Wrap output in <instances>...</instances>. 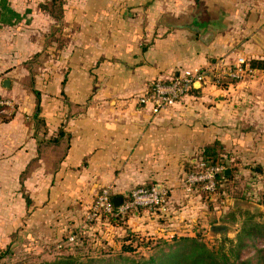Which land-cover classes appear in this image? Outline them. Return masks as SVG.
<instances>
[{
    "label": "crops",
    "instance_id": "crops-1",
    "mask_svg": "<svg viewBox=\"0 0 264 264\" xmlns=\"http://www.w3.org/2000/svg\"><path fill=\"white\" fill-rule=\"evenodd\" d=\"M220 1L0 0V97L13 102L0 113V182L34 185L33 206L20 211L27 230L55 235L71 218L82 226L101 189L124 199L155 184L170 194L167 213L130 220L176 233L175 221L211 214L184 179L205 146L218 142L231 161L241 152L258 160L264 70L226 86L212 72L264 57V45L252 21L234 24L237 1ZM184 69L211 74L158 113L138 104L152 81Z\"/></svg>",
    "mask_w": 264,
    "mask_h": 264
},
{
    "label": "rangeland",
    "instance_id": "rangeland-1",
    "mask_svg": "<svg viewBox=\"0 0 264 264\" xmlns=\"http://www.w3.org/2000/svg\"><path fill=\"white\" fill-rule=\"evenodd\" d=\"M233 1H237L235 11L237 18H234L237 22L234 24L239 26L240 23L247 24L252 21V27H254L252 29L257 32L255 40L260 43L263 42L264 45V35L262 33L264 31V0H221L220 2L235 5ZM220 9L227 14L231 10L227 8ZM259 54L260 56L263 55L264 51ZM212 75V77L220 79H229L225 76H218L215 72H212ZM262 148L261 154L257 157L261 162L258 160L253 162L250 156L248 154L245 155L244 152L238 155L237 163H240L237 166L232 165L234 179L223 182L222 187L219 189V194L216 195L218 198L217 202L211 200L210 193L198 187L200 203L203 205L202 210L204 209L203 212L205 211L206 214H211L208 217L200 216V218L204 219L203 223H198V221L189 223V217H185L183 220L181 218V221L178 222L175 221L177 227L174 229L178 230H175L176 234H171L169 238L173 235L190 234L191 229L186 224H197L195 233L200 234L201 238L209 246L218 247L224 237L236 238L242 226V221L249 213L257 221L264 222V147L262 146ZM225 152L227 151L225 150ZM224 165L229 166V163ZM188 174L190 172H187L184 177L186 178ZM31 186L34 185L0 182V252L7 251L5 257L1 258L0 264L13 262H16L15 264H39L45 261H52L67 254H75L86 259L88 257L109 259L118 256L122 252L123 245H132L134 247V252L123 254L133 255L136 259L142 258V256L149 257L156 250L152 248V242L149 244V241L152 237L158 236V234H152L149 230H142L141 227L143 226L136 225L135 222L130 220L131 216L115 220L114 222L111 219H107L104 222H96V219H100V213L89 217V219L87 216L91 213V208L82 217V226H76L78 221L71 218L61 232L59 231L55 235L50 234L51 236L44 234L41 237H37L35 231L27 230L24 227L25 219L20 214L23 205L24 207L25 204L28 205L26 203V197L28 196L26 192L28 193ZM29 194H31L30 191ZM32 206L33 203L29 205V207ZM189 210V208L188 210L186 208V215H188ZM212 212L214 213L213 215ZM233 212L235 214H232ZM129 215H134V213ZM156 216L158 217L157 214ZM51 220H48V222L50 223ZM164 220L167 219L160 218V222L163 224L165 223ZM100 223H103V225ZM217 225H225L229 229L224 233H217L213 229ZM169 230L172 229L169 228ZM65 237L68 242L75 245L70 246L71 248L68 246L66 248ZM228 245L229 243H227ZM257 246L262 247L263 243L258 242L256 246H250L243 251V256H254ZM254 260H256V257Z\"/></svg>",
    "mask_w": 264,
    "mask_h": 264
},
{
    "label": "trees",
    "instance_id": "trees-1",
    "mask_svg": "<svg viewBox=\"0 0 264 264\" xmlns=\"http://www.w3.org/2000/svg\"><path fill=\"white\" fill-rule=\"evenodd\" d=\"M250 65L253 69L264 70V57L262 58H253L250 59ZM186 70V69H184ZM184 70H179L174 72L172 75L181 73ZM229 78V76H227ZM169 79V78H168ZM220 79V78H219ZM167 80V79H164ZM229 80V81H227ZM237 79H220V85H228L231 82H236ZM156 81V80H154ZM152 81V83L154 82ZM149 85L150 89L151 84ZM196 86L192 85L190 90L183 96L186 97L192 92L198 90ZM146 90V91H147ZM183 97L178 99L179 102ZM138 104L144 106L139 102V97L137 98ZM176 102V103H177ZM175 103V104H176ZM38 117L37 114H35ZM63 135V132H60L58 137L50 139L51 142L58 143L59 137ZM219 143L216 142L212 145H207L203 148V151L200 154L201 159L193 164H188L186 170L187 172H198L204 170L206 167L221 164L225 167L223 173H221L217 178V188L214 192L210 193L211 200L217 202L218 198L216 195L219 194V189L222 187L223 182L231 181L234 179V172L232 165H236L237 161H231V155L225 152L223 146H219ZM229 163V166L224 164ZM237 166V165H236ZM155 184H142L139 186H154ZM134 187V188H135ZM197 190V189H195ZM102 189L99 191V193ZM132 191V190H131ZM131 191L127 194L125 198H128ZM97 194V196L99 195ZM96 196V198H97ZM93 201V204L96 200ZM26 202L28 206L31 204L29 197H26ZM171 203L170 194L168 192V203L166 209L152 208L148 209L147 207H137L126 213H106L101 211L99 214L100 219L97 221L104 222L107 219H111L113 222L115 220L124 219L129 217V215L134 212L141 213L145 210H150L158 214H166L167 209ZM249 213V211H248ZM232 214H235L234 212ZM204 220H201L200 223H203ZM94 223V222H93ZM199 223V222H198ZM103 225V223H100ZM197 225V224H196ZM191 227L190 234L185 235H173L169 238V235L155 236L149 241L152 242V248L156 249L149 257H143L136 259L135 256L124 255L123 253H132L134 252V247L132 245H123L122 252L118 256L109 259H100L95 257L83 258L75 254L62 255L52 261H45L39 264H264V222L257 221L254 219L253 215L248 214V216L242 221V226L240 227L238 234L235 239H230L229 237H224L221 241L220 246H209L200 236V234L195 233V226ZM64 240L66 248H71L75 244L68 242L65 237ZM258 242H262L263 246L256 248L254 256H243V251L248 249L250 246H256ZM227 243L229 245L227 246ZM148 246L151 248V246ZM68 246V247H67ZM7 251L0 252V260L5 257ZM256 257V260H254ZM4 262V261H3ZM6 263V264H15Z\"/></svg>",
    "mask_w": 264,
    "mask_h": 264
},
{
    "label": "built area",
    "instance_id": "built-area-1",
    "mask_svg": "<svg viewBox=\"0 0 264 264\" xmlns=\"http://www.w3.org/2000/svg\"><path fill=\"white\" fill-rule=\"evenodd\" d=\"M253 73L254 69L248 61L240 57L236 64L232 65L221 75L218 74V76L241 79L244 75H252ZM209 74H211L209 71L202 69H186L181 73L170 76L167 80L157 79L151 84L149 90L139 96V102L144 106H150L154 113H158L175 105L178 99L190 90L192 85L203 83ZM11 108H13V102L0 97V113H7ZM224 170L225 167L223 165L217 164L206 167L202 171L191 172L185 178L186 188L191 191L199 187L201 190L212 193L217 188L218 176ZM114 199L111 187L103 188L92 206L91 213L87 217L96 216L101 211L111 214L126 213L137 207L166 209L168 190L157 185L135 187L128 198L122 199L119 207L115 206Z\"/></svg>",
    "mask_w": 264,
    "mask_h": 264
},
{
    "label": "water",
    "instance_id": "water-1",
    "mask_svg": "<svg viewBox=\"0 0 264 264\" xmlns=\"http://www.w3.org/2000/svg\"><path fill=\"white\" fill-rule=\"evenodd\" d=\"M121 202H122V198L121 197H116L115 199H114V203H115V206L116 207H119V205L121 204ZM214 231H216L217 233H224L225 231H227L229 228L227 227V226H225V225H217V226H215L214 228Z\"/></svg>",
    "mask_w": 264,
    "mask_h": 264
}]
</instances>
